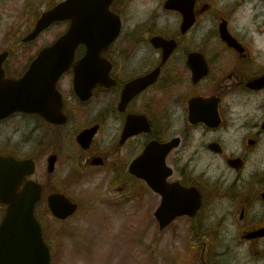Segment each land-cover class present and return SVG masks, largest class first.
I'll use <instances>...</instances> for the list:
<instances>
[{"label":"flooded vegetation","instance_id":"af4514ba","mask_svg":"<svg viewBox=\"0 0 264 264\" xmlns=\"http://www.w3.org/2000/svg\"><path fill=\"white\" fill-rule=\"evenodd\" d=\"M159 7L166 10L168 19H158L156 35L175 42L169 55H165L164 47H153L156 57L149 56L146 40L150 34L128 30L104 56L112 64L113 85H97L91 99L81 101L73 90L71 69L64 77L69 80L65 83L63 78L59 84L67 123H51L38 113H14L0 120V155L16 156L13 150L19 152L33 144L44 148L41 149L44 167L52 152L57 155V165L64 156L62 182H54L47 173L46 197L54 192L72 194L74 187L90 186L98 175L106 176V188L119 192L116 202L99 200L106 206L121 208L130 201L133 192L146 213H152L151 220L147 215L146 223L153 221L158 227L157 237L145 243L155 246V264H257L264 256V236L252 233L264 229V186H258L264 170L251 173L248 178L245 173L264 143V85H251L253 80L264 77V50L257 44L258 34L250 27L243 31L239 25L241 16L249 13L255 19L264 18V0H194L183 6L182 12L167 10L161 0ZM187 11L193 12L195 20L184 29ZM8 58H13L11 50ZM11 62H6L5 71L15 79L26 71L31 61L26 60L27 67L24 64L14 67ZM157 69L155 82L119 108L125 86ZM259 95H263V103L253 114L243 113V100ZM191 104L195 115L211 116L205 119L218 121L219 126L192 124ZM260 111V119H252ZM243 115L247 122L242 127L249 131L243 145L237 143L230 148L219 136L205 139L210 133L231 130L239 133L243 128H238L235 119ZM82 119L91 123L78 124ZM129 119L133 127L125 128ZM96 124L98 128L90 145L83 147L79 135ZM154 141L159 147L151 149L145 160L150 163L163 160L166 168L163 165L161 168L170 171L166 185L180 183L196 187L201 195L200 207L193 214L177 216L164 229L156 217L164 202L162 192H153L141 178H138L139 188L131 190L132 181L137 179L131 173V165ZM215 142L222 148L211 149V143ZM70 147L76 149L75 155L60 151ZM29 157L37 164L40 162L33 155L23 158ZM99 158L101 164L94 165ZM231 158H239L242 167L237 169L230 164ZM205 160L220 162L225 167L213 175L211 163H204ZM144 168L147 170L146 165ZM230 172L235 174L233 181ZM258 173L260 180L251 181ZM158 176H162V170ZM168 191L178 194L184 190L177 187ZM85 207L89 210L90 205L86 203ZM4 209L0 203V214ZM241 253L251 257L242 259Z\"/></svg>","mask_w":264,"mask_h":264},{"label":"water","instance_id":"95a60500","mask_svg":"<svg viewBox=\"0 0 264 264\" xmlns=\"http://www.w3.org/2000/svg\"><path fill=\"white\" fill-rule=\"evenodd\" d=\"M181 1L179 0V2ZM111 2L112 0H66L45 12L38 20L34 30L28 34L24 41L34 40L41 31L55 21L72 19L71 27L53 45L45 47L40 52L29 70L20 79H4L2 63L6 53L0 56V94L2 95H0V101L3 102V110L7 111L3 112L0 117H5L9 113L18 110H35L52 121L64 122L65 115L61 111L56 84L60 76L70 68L76 48L81 43L86 44L87 54L80 59L75 67L77 73L76 89L83 99L90 97L91 87L97 82L81 86V80L84 82L91 80L88 70L91 68L93 58L97 60L96 57L100 56L104 49H107L120 30V24L116 23L115 28H112L110 24L113 19L118 21V17H115L109 8ZM174 4H176L175 0L167 2L169 7H173ZM225 32H223L224 37L228 38ZM153 42L156 46L173 44L172 41L164 40L161 37L155 38ZM99 60L103 62L101 58ZM85 72L87 76L84 75ZM154 79L155 73L153 72L149 77L129 84L124 91L123 101L129 100L135 93L152 83ZM106 81L107 79L104 82L98 80V82L108 85L109 83ZM257 82L260 83L258 87L264 85V77L254 81L252 85H256ZM80 88H84L86 91L89 90L88 94H83ZM209 123L216 124V121H210ZM93 128H97V126ZM80 141L83 145L89 144V138L84 134L80 137ZM149 147L154 148L155 146L151 144ZM213 147L218 148V145L214 144ZM1 160L4 165H11L14 171L17 168L18 174L13 176L15 179L10 191L0 192L2 201L9 204L8 212L0 225V264H49L50 250L44 243L41 225L34 215V207L39 197L40 187L35 185L27 189V186L25 191L15 193L18 183L24 178L25 174L32 173L34 163L32 161L18 162L13 158H2ZM55 160V156L51 157L50 171L54 169ZM231 162L236 165L239 163L236 160ZM155 163L157 166L161 165L160 162ZM149 164L150 162L147 159L146 162H143V159L139 158L133 163L131 170L140 177H146L154 189L163 191L165 198L171 199L164 188H160L159 181L151 175L149 170H145L144 165L148 167ZM166 175L167 173L164 177ZM3 179L8 180L7 178ZM1 187L4 188V186ZM179 188L189 190V192L179 193L180 197L198 196V199L200 198L195 187L186 188L179 184ZM27 190L32 193H27ZM199 204L200 202L193 208L191 203L185 207L182 204L174 205V207L169 203L157 213L161 220V227L168 225L176 215L185 213L187 209H196ZM50 205L54 214L59 218H66L76 210V205L70 203L60 194H54L50 197Z\"/></svg>","mask_w":264,"mask_h":264},{"label":"rangeland","instance_id":"374dc122","mask_svg":"<svg viewBox=\"0 0 264 264\" xmlns=\"http://www.w3.org/2000/svg\"><path fill=\"white\" fill-rule=\"evenodd\" d=\"M25 0H0V49L5 47H12L15 54L19 56L12 66L21 65L25 58L30 56L33 52L40 49L42 46L54 41L67 28V23H58L53 25L50 29L44 32L40 37L30 45H25L21 52L18 46L17 39L22 38L31 24V17L29 8L24 7ZM159 0H133L130 9L127 11L125 17L128 23H137L143 17L146 19L148 14L156 13ZM36 9L45 10L46 6L43 0H37L35 3ZM143 19V20H144ZM242 30L252 28L253 32L258 34L257 44L264 50V18L255 19L252 13L242 15L240 18V25ZM143 29V24L140 26ZM261 32V33H259ZM123 45V42L121 43ZM147 54L156 57L155 52L147 47ZM264 53V51H263ZM20 70V69H19ZM17 70V71H19ZM69 78L65 79V83ZM243 113L245 111L254 113V109L263 103V95L253 96L251 99L243 100ZM257 116H252V119L257 120L261 117V111ZM238 128L245 125L247 118L245 115L235 119ZM25 123V122H23ZM82 124V122L78 123ZM243 128V127H242ZM249 134L248 128H243L239 133H233L232 130L223 133H210L205 136V139H211L216 136L222 137L227 145L232 148L243 145L244 137ZM40 145L35 147L33 144L23 147L20 152L21 156L33 152L40 162L37 166L36 175L39 179L47 181V163L41 159ZM60 151H66L70 155L76 154V149L73 147L66 148ZM66 158L62 156L60 163L56 165V170L52 176V180L61 181L63 177V170ZM210 162V171L213 175L217 174L218 169H223L225 166L220 162L212 163V161L205 160L204 163ZM58 167V168H57ZM264 170V143L258 148L257 154L252 158L249 168L245 173V177H249L251 173ZM98 173L103 174V171ZM230 179H235L234 172H230ZM261 184L264 186V175H262ZM106 176L98 175L90 186H76L73 193L81 197V200L86 201L90 208L81 209V211L72 218L63 229L56 227L57 222L48 218L47 231L53 241L56 257L54 259L56 264H155V246L145 244L157 237L158 227L151 221L147 222V215L150 217L152 213L146 211L138 205L135 200H130L121 208L114 209L111 205L106 206L96 199V195L101 192V198L106 201L116 202L119 198V192L111 191L106 188ZM252 181H259L260 174L250 178ZM89 190H82V189ZM76 189H81L79 192ZM115 197L114 199H111ZM111 199V200H108ZM153 218V217H152ZM69 235L67 238L64 235ZM251 257L249 254H242L241 258L246 259ZM257 264H264V256L259 258Z\"/></svg>","mask_w":264,"mask_h":264}]
</instances>
